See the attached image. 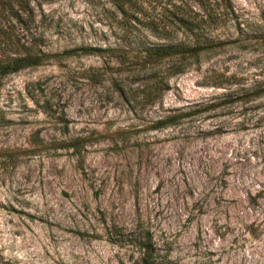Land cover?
Segmentation results:
<instances>
[{"label":"rangeland","instance_id":"obj_1","mask_svg":"<svg viewBox=\"0 0 264 264\" xmlns=\"http://www.w3.org/2000/svg\"><path fill=\"white\" fill-rule=\"evenodd\" d=\"M229 1L195 29L218 50L159 96L161 72L116 56L193 45L198 0H31L24 28L0 19V57L48 55L0 75V264H140L113 227L149 232L159 264H264V0Z\"/></svg>","mask_w":264,"mask_h":264},{"label":"trees","instance_id":"obj_2","mask_svg":"<svg viewBox=\"0 0 264 264\" xmlns=\"http://www.w3.org/2000/svg\"><path fill=\"white\" fill-rule=\"evenodd\" d=\"M200 5L205 6V16H203L200 22H189L186 26V30L189 34H195L197 36L196 41L193 45L191 44H180L175 46H143L140 52H137L132 56L131 61L128 57L116 56L120 59L121 62L130 63L135 65L136 62H140L146 70L151 72H161L160 77H157L155 85L154 96H159L164 86L166 85V80L175 75H181L190 70V68L196 64H200L201 58L203 57L204 52H215L220 47V43L216 44L214 40H204L202 41L203 35L195 33V29L201 28L203 24H212L213 18L216 20L217 11L220 10L222 5H225V10H231V5H226L229 0H198ZM31 0H0V19L11 17L17 21V23L24 28L25 22L23 17L32 16V9L30 7ZM186 24V23H184ZM0 24V48L3 49L14 47V43L11 41L10 37H7L3 33V28ZM150 29L152 32H158V28L150 24ZM159 33V32H158ZM157 34V33H156ZM164 35V34H163ZM208 39V38H207ZM145 44V43H144ZM18 49V47H17ZM30 50H33L32 48ZM78 52L77 50L65 51L62 53V56H72ZM83 54H94V53H106V50L103 49H82ZM14 55H7L0 57V75L6 76L12 73H15L23 68L37 66L42 61V56L48 57L47 54L41 55V60L38 58L37 54L28 52L22 55L18 52L13 53ZM124 59V61H123ZM137 59V61H136ZM124 64V63H122ZM125 65V64H124ZM144 69V70H145ZM163 69H165L164 72ZM162 70V71H157ZM156 79V78H155ZM201 111H188L186 113H180L178 115L169 116L163 118L153 123L154 130L164 129L173 125H176L181 119L187 117L197 116ZM78 140H70L68 142H63L65 145L64 148L74 149L75 152L78 151ZM122 229H115L113 227L107 231V235L112 242L116 243H129V245L134 246L139 252V261L140 264H159L158 257L153 253L155 249V242L153 237L149 232H144L139 227L135 229L133 233H130L127 236H123Z\"/></svg>","mask_w":264,"mask_h":264}]
</instances>
